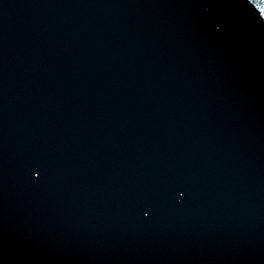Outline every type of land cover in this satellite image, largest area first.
Here are the masks:
<instances>
[{"label": "water", "instance_id": "water-1", "mask_svg": "<svg viewBox=\"0 0 264 264\" xmlns=\"http://www.w3.org/2000/svg\"><path fill=\"white\" fill-rule=\"evenodd\" d=\"M0 264H264V0H0Z\"/></svg>", "mask_w": 264, "mask_h": 264}]
</instances>
